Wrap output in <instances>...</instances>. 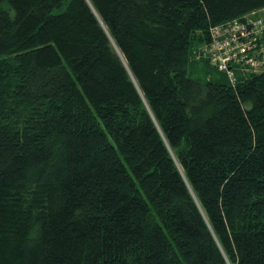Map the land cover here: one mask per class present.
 <instances>
[{
  "label": "trees",
  "instance_id": "trees-1",
  "mask_svg": "<svg viewBox=\"0 0 264 264\" xmlns=\"http://www.w3.org/2000/svg\"><path fill=\"white\" fill-rule=\"evenodd\" d=\"M263 8L0 0V264H264V71L188 75Z\"/></svg>",
  "mask_w": 264,
  "mask_h": 264
},
{
  "label": "built area",
  "instance_id": "built-area-1",
  "mask_svg": "<svg viewBox=\"0 0 264 264\" xmlns=\"http://www.w3.org/2000/svg\"><path fill=\"white\" fill-rule=\"evenodd\" d=\"M196 54L225 74L233 86L238 75L262 73L264 8L210 27L208 43Z\"/></svg>",
  "mask_w": 264,
  "mask_h": 264
},
{
  "label": "rangeland",
  "instance_id": "rangeland-1",
  "mask_svg": "<svg viewBox=\"0 0 264 264\" xmlns=\"http://www.w3.org/2000/svg\"><path fill=\"white\" fill-rule=\"evenodd\" d=\"M188 75L191 79L200 82H207L211 78L212 81L216 80L219 82L221 81V83H229V80L225 75L210 67L203 58H198L196 53L194 57L192 56Z\"/></svg>",
  "mask_w": 264,
  "mask_h": 264
},
{
  "label": "crops",
  "instance_id": "crops-1",
  "mask_svg": "<svg viewBox=\"0 0 264 264\" xmlns=\"http://www.w3.org/2000/svg\"><path fill=\"white\" fill-rule=\"evenodd\" d=\"M209 80H211V78Z\"/></svg>",
  "mask_w": 264,
  "mask_h": 264
}]
</instances>
